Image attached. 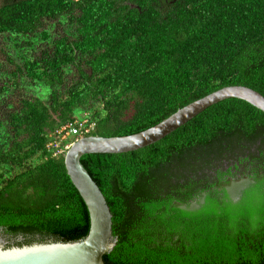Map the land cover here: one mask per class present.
<instances>
[{
    "label": "trees",
    "instance_id": "trees-1",
    "mask_svg": "<svg viewBox=\"0 0 264 264\" xmlns=\"http://www.w3.org/2000/svg\"><path fill=\"white\" fill-rule=\"evenodd\" d=\"M0 1V229L22 237L6 248L88 235L64 156L46 150L78 112L89 136H128L225 86L264 95V0ZM26 83L47 98L17 96ZM81 163L113 215L105 264H264V112L251 104L222 101L151 146Z\"/></svg>",
    "mask_w": 264,
    "mask_h": 264
},
{
    "label": "water",
    "instance_id": "water-1",
    "mask_svg": "<svg viewBox=\"0 0 264 264\" xmlns=\"http://www.w3.org/2000/svg\"><path fill=\"white\" fill-rule=\"evenodd\" d=\"M228 99L245 101L264 112L263 94L247 86L229 85L191 102L142 132L113 137L91 135L76 140L65 154L64 163L71 182L88 208V235L76 242L57 241L6 248L8 237L0 229V264H105L104 256L117 243L113 236V215L105 195L81 163V158L89 154L129 153L151 146L206 109Z\"/></svg>",
    "mask_w": 264,
    "mask_h": 264
},
{
    "label": "built area",
    "instance_id": "built-area-1",
    "mask_svg": "<svg viewBox=\"0 0 264 264\" xmlns=\"http://www.w3.org/2000/svg\"><path fill=\"white\" fill-rule=\"evenodd\" d=\"M95 127L96 123L92 121L90 114L84 113L80 118L51 133L46 150L54 158L65 156L76 140L92 134Z\"/></svg>",
    "mask_w": 264,
    "mask_h": 264
},
{
    "label": "rangeland",
    "instance_id": "rangeland-1",
    "mask_svg": "<svg viewBox=\"0 0 264 264\" xmlns=\"http://www.w3.org/2000/svg\"><path fill=\"white\" fill-rule=\"evenodd\" d=\"M0 4H1V1H0ZM63 29H64V26L57 23V24L53 25V27L50 31L53 33H62ZM0 64L3 68L9 67V64L7 63L6 59L2 56L0 57ZM75 77H76L75 73L74 74L69 73V76L67 77V81L71 82V80L74 79ZM16 93H17V96L39 95L43 98H47L48 89H47V87H45L44 85H41V84L31 85V84L26 83V84H23L21 86L20 90H18ZM5 110H6L5 106L0 105V115H3ZM77 116H79V118H80L81 112H78ZM244 186L245 185L242 182V180L235 181L234 184L229 187V192L233 195V197H236L238 191L240 189H242ZM198 205H199V203L197 201H193V203L191 204L190 207H197ZM7 241L10 242L8 239H7Z\"/></svg>",
    "mask_w": 264,
    "mask_h": 264
},
{
    "label": "flooded vegetation",
    "instance_id": "flooded-vegetation-1",
    "mask_svg": "<svg viewBox=\"0 0 264 264\" xmlns=\"http://www.w3.org/2000/svg\"><path fill=\"white\" fill-rule=\"evenodd\" d=\"M12 174H13V172L10 173V175H12ZM242 182H243L244 185H245V186L242 188V189H244V188L249 184L250 180L245 178V179H242ZM242 189H240V190H242ZM10 238H11V237H10ZM12 240H14V239H12ZM16 240H17V241H21V240H19V238H17ZM16 240H14V241H10V242H8V244L14 246L15 243H18ZM8 244H7V245H8Z\"/></svg>",
    "mask_w": 264,
    "mask_h": 264
},
{
    "label": "clouds",
    "instance_id": "clouds-1",
    "mask_svg": "<svg viewBox=\"0 0 264 264\" xmlns=\"http://www.w3.org/2000/svg\"><path fill=\"white\" fill-rule=\"evenodd\" d=\"M65 157V156H64Z\"/></svg>",
    "mask_w": 264,
    "mask_h": 264
}]
</instances>
